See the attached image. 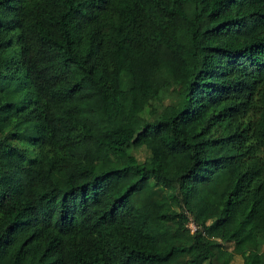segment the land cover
Segmentation results:
<instances>
[{"label": "trees", "instance_id": "trees-1", "mask_svg": "<svg viewBox=\"0 0 264 264\" xmlns=\"http://www.w3.org/2000/svg\"><path fill=\"white\" fill-rule=\"evenodd\" d=\"M263 246L264 0H0V264Z\"/></svg>", "mask_w": 264, "mask_h": 264}, {"label": "rangeland", "instance_id": "rangeland-1", "mask_svg": "<svg viewBox=\"0 0 264 264\" xmlns=\"http://www.w3.org/2000/svg\"><path fill=\"white\" fill-rule=\"evenodd\" d=\"M185 63H186V69L185 71L183 72L182 74V77L180 79V84L181 85H184L187 83L188 81V78H189V75H190V69H191V66L193 64L192 62V59L190 57H185ZM159 74V77L161 79H165L167 77V72L165 70H161L158 72ZM121 103L122 104H128L129 102V96L128 94H125L122 98H121ZM154 114L158 113L159 110H160V105L159 106H155L151 109ZM144 117L145 118H150V117H153V114L150 113V110L147 109L146 112L144 113ZM135 156L139 159V160H142L146 157V154L144 152V150L140 149V150H137L135 151ZM188 228L192 231V228L189 227V224H188ZM230 247H228L225 252H224V263L225 264H240L241 263V259L238 255L232 253L230 251ZM264 250V246L262 248Z\"/></svg>", "mask_w": 264, "mask_h": 264}, {"label": "built area", "instance_id": "built-area-1", "mask_svg": "<svg viewBox=\"0 0 264 264\" xmlns=\"http://www.w3.org/2000/svg\"><path fill=\"white\" fill-rule=\"evenodd\" d=\"M188 224H189V227L192 228V231L188 228ZM186 226H187V228L190 230V232H193V231L195 230L194 225H193L190 221L187 223Z\"/></svg>", "mask_w": 264, "mask_h": 264}]
</instances>
